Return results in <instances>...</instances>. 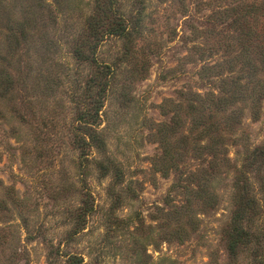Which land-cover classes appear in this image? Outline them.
<instances>
[{
  "label": "rangeland",
  "instance_id": "rangeland-1",
  "mask_svg": "<svg viewBox=\"0 0 264 264\" xmlns=\"http://www.w3.org/2000/svg\"><path fill=\"white\" fill-rule=\"evenodd\" d=\"M0 264H264V0H0Z\"/></svg>",
  "mask_w": 264,
  "mask_h": 264
},
{
  "label": "trees",
  "instance_id": "trees-1",
  "mask_svg": "<svg viewBox=\"0 0 264 264\" xmlns=\"http://www.w3.org/2000/svg\"><path fill=\"white\" fill-rule=\"evenodd\" d=\"M113 10H112V12H113ZM119 17L122 18L121 15ZM96 19L97 18L95 17V20ZM91 24H93V23L91 22ZM98 25H99L98 22H95L93 25H90V28L94 32L95 36H99V34L103 33V31L100 30ZM105 31L109 35H123V34H126L127 28H126V25L123 26V23L117 21V23L113 22L112 25H110L108 28H106ZM97 89L98 90L96 91V96H98V98H96V101H95L96 106L93 108V111L91 114L90 113L86 114V116L89 117V119L91 121L88 122L85 127H86V129H89L90 131L88 133L85 132L87 138L80 137V141L83 143H86L87 139H89L93 142L99 141V136H97V134H96V131L94 129V125H96V123H97L96 118L99 116V111L103 105V102L101 100V97L103 94L101 93V91H105L106 88L103 84H99ZM97 99H99V100H97ZM94 132H95V134H94ZM249 204H251V203H249ZM246 211H247V208L244 207V208H241L237 212V214L235 215L234 227H233L232 231H230L229 236H228V238H229L228 244H229L231 251H233V252H235L237 250V248H239L241 246L242 243L250 240L251 236H252L250 234V232L242 226V220L246 216Z\"/></svg>",
  "mask_w": 264,
  "mask_h": 264
}]
</instances>
